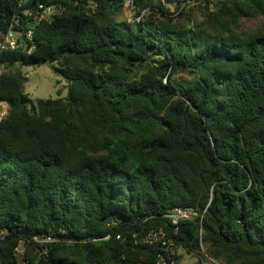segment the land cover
<instances>
[{
    "label": "trees",
    "instance_id": "1",
    "mask_svg": "<svg viewBox=\"0 0 264 264\" xmlns=\"http://www.w3.org/2000/svg\"><path fill=\"white\" fill-rule=\"evenodd\" d=\"M96 2L0 0V33L33 29L31 53H0V264H157L160 228L177 252L264 264V22L242 30L264 0H132L134 22ZM41 4L62 9L23 14ZM46 62L66 98L32 100L12 70ZM176 207L198 217L174 234Z\"/></svg>",
    "mask_w": 264,
    "mask_h": 264
},
{
    "label": "built area",
    "instance_id": "2",
    "mask_svg": "<svg viewBox=\"0 0 264 264\" xmlns=\"http://www.w3.org/2000/svg\"><path fill=\"white\" fill-rule=\"evenodd\" d=\"M88 5L86 8L89 10L90 14H93L97 8L96 0H86ZM172 3H169L167 0H162L163 4L166 6L175 5L181 6L183 9H188L190 7L196 6L201 0H172ZM218 0H204L203 6L207 5V2H217ZM131 4V1L129 2ZM62 9V6L57 7L54 5L46 6L44 4L39 5V8H27L23 11V14L28 17L34 16L35 22L41 21H50L53 16ZM142 16H138L129 20V22L140 21ZM20 16L10 28L4 32L0 33V53L5 51H13L23 47L25 51L31 53L32 47L27 44V42H32L33 38V29L32 27L28 30L20 29ZM3 74V65L0 64V75ZM7 104L0 103V120L3 119L7 113ZM165 217L171 222L173 226L174 234H177L179 231V226L183 222H191L198 217V213L194 208H183L176 207L173 210L169 211ZM41 243H52L53 239L48 237L42 240H39ZM154 241L161 242L163 245L162 252L158 253L157 264H176V255L177 251L174 248V241L169 237L168 233L160 228L150 232L148 236V242L153 243Z\"/></svg>",
    "mask_w": 264,
    "mask_h": 264
},
{
    "label": "rangeland",
    "instance_id": "3",
    "mask_svg": "<svg viewBox=\"0 0 264 264\" xmlns=\"http://www.w3.org/2000/svg\"><path fill=\"white\" fill-rule=\"evenodd\" d=\"M130 1L132 4V0H127V5L125 6L124 11L117 16L118 21H129L135 18L134 7L129 4ZM166 7L171 8L170 10L173 11L175 5L167 4ZM191 17V21H188L187 19H177L176 22L186 26H193L194 24L201 23L203 20V15L200 10L195 11ZM155 18L162 19V16L157 14ZM262 22H264V18L258 20H245L242 30L254 31L261 25ZM17 69H20L23 76L26 77L24 90L32 100L56 99L58 97L66 98L68 96V82L62 75L53 69L51 62H46L40 66H16L15 68H12L13 71ZM7 71L8 70L3 67V73ZM193 77V74L189 73H180L176 75V78L186 80H190ZM6 107L8 108V105H6ZM23 249L24 247L20 248L21 254ZM30 253L34 254L35 252L30 251ZM177 254L180 257L179 264H219L209 258L205 253L203 255H205L208 260L202 259V257L197 254H190L184 249H179Z\"/></svg>",
    "mask_w": 264,
    "mask_h": 264
}]
</instances>
